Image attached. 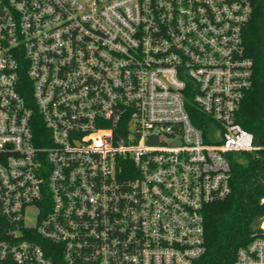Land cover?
Returning <instances> with one entry per match:
<instances>
[{
	"label": "built area",
	"instance_id": "2783aa9c",
	"mask_svg": "<svg viewBox=\"0 0 264 264\" xmlns=\"http://www.w3.org/2000/svg\"><path fill=\"white\" fill-rule=\"evenodd\" d=\"M252 11L253 0H0V264L203 256L229 157L264 150L236 122ZM259 203L233 264H264Z\"/></svg>",
	"mask_w": 264,
	"mask_h": 264
},
{
	"label": "trees",
	"instance_id": "16d2710c",
	"mask_svg": "<svg viewBox=\"0 0 264 264\" xmlns=\"http://www.w3.org/2000/svg\"><path fill=\"white\" fill-rule=\"evenodd\" d=\"M243 43L246 55L253 61V77L236 122L264 146V0H253ZM191 120L205 134V117L192 109ZM42 132L37 129L36 134ZM229 164L231 191L223 200L205 208V253L195 264H233L237 251L257 232L263 214L259 201L264 196V150L256 156L233 153Z\"/></svg>",
	"mask_w": 264,
	"mask_h": 264
}]
</instances>
